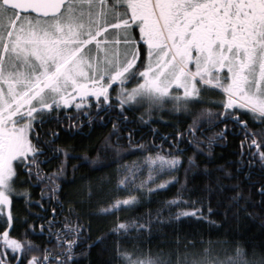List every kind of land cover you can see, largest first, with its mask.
Here are the masks:
<instances>
[{"label":"snow or ice","instance_id":"snow-or-ice-1","mask_svg":"<svg viewBox=\"0 0 264 264\" xmlns=\"http://www.w3.org/2000/svg\"><path fill=\"white\" fill-rule=\"evenodd\" d=\"M133 81L131 89L124 87ZM117 83L121 87L113 97L111 89ZM212 91L222 98L206 99L204 94ZM92 97L100 110L119 108L125 123L130 122L124 115L125 105L134 110L133 106L146 103L151 110L170 101L171 111L185 117L194 105L214 106L201 108L176 137L187 135L198 153L207 148L210 154L213 143L226 140L229 130L242 136L235 173L227 171L223 176L237 182L225 186L217 177L215 185L207 187L209 192H232L223 196L228 201L224 211L227 218L241 199L247 202L251 198V192L245 195L241 179H247L252 187L251 169L259 164L264 172V0H0V264H12L13 260L15 264H78V258L98 245L101 253L110 254L106 264H264V245L258 248L239 242L225 248L223 255L208 247L189 250L193 241L181 252L177 236L175 249L155 255L145 252L140 241L145 232L152 231L151 212L147 220L116 217L107 231L92 239L91 225L81 221L74 201L68 202L69 214L63 221L53 207L39 233L34 222L28 223L27 216L22 218L21 223L27 224L24 237L31 232L47 238L42 255H27L40 253L41 246L11 234L17 220L12 202L23 198L26 210L34 204L43 208L40 201L31 200L29 191L43 185L41 200L47 198L63 211L58 181L66 174V164L61 161L59 168L50 172L42 165L58 159L61 153L68 155L67 146L57 141L63 132L80 128L84 116L91 122L92 114L85 108H91ZM113 99L118 101L116 105ZM139 119L143 120V114ZM205 120L224 127L206 138L201 133L198 139L195 134ZM119 123H113L112 133L105 138L106 147L114 148L117 155L120 137L112 144L111 135L118 133ZM175 143V150L183 151L178 147L179 139ZM97 159L99 155L92 163ZM146 159L149 177L141 187L152 180L157 160L160 170L166 166L176 170L182 162L181 156L171 152ZM188 164H196L193 156L188 157ZM123 167L127 171L117 179V189L129 183V175L135 179V162L132 167ZM245 167L249 171H244ZM241 172L242 178L237 175ZM205 174L210 176L207 171ZM177 179L171 177L155 187ZM95 180V187L103 190L111 177L101 175ZM258 183L256 193L264 205V176ZM92 194L89 182L87 195L90 198ZM181 198L182 191L178 190L165 204L176 205ZM136 200L134 196L117 198L99 208L97 214L119 212ZM240 210L235 207L232 215L238 216ZM197 214L204 215L195 207L190 212L178 209L176 218ZM29 215L44 220L38 213ZM160 216L158 210L155 218ZM113 235L116 240L109 247L107 240Z\"/></svg>","mask_w":264,"mask_h":264},{"label":"trees","instance_id":"trees-1","mask_svg":"<svg viewBox=\"0 0 264 264\" xmlns=\"http://www.w3.org/2000/svg\"><path fill=\"white\" fill-rule=\"evenodd\" d=\"M204 95L206 99L222 98L220 93L215 91L206 92ZM112 103L116 105L118 102L113 99ZM146 105H135L133 106L134 110H130L129 106L125 105L124 115L130 121L125 123L123 117L119 115L121 111L119 108L112 107L100 110L96 107V98L92 97L91 108H85L86 112L92 114L91 122L87 116H84L80 128H74L71 132L66 131L61 134L57 143L67 146L68 155L65 156L61 153L58 159L50 160L42 167L45 171L50 172L58 169L61 161L66 164V174L58 181L62 185L59 194L64 202L63 211H60L58 204L49 202L47 198L41 200L43 185L29 189L31 200L40 201L44 205L43 208L34 204L26 210L23 198L14 199L12 202V213L17 217V220L11 234L20 239L33 240L41 246L40 253H28L27 255H42V249L47 238L31 232L27 237H24L23 233L27 224L21 223L22 218L27 216L28 223L34 222L36 233H39L40 225L47 221L53 207H56L59 212L58 219L63 221L64 216L69 214V201H74L76 211L81 214V221L86 225H91L90 236L92 239H95L101 232L107 231L116 217L131 219L140 216L147 220L149 218L148 213L151 212L154 219L152 231L143 234L140 247L145 252L150 251L153 255L161 250L167 252L169 249H175L177 236L180 238L181 252L185 250L184 245L189 241L194 242V245H189V250H200L208 247L213 253H220L221 255H223L225 248L234 247L236 242L248 246L256 245L258 248L264 245V205L260 203L261 197L256 193V188L259 187L258 182L264 176L259 164L251 169L252 187H249L250 182L247 179H241V186L245 195L251 192V198L247 202L241 199L239 205L233 207L227 218L224 211L228 201L223 200V196L232 195V192L207 191L208 186L215 185L217 177L222 178L221 184L225 186L234 185L237 182L236 179H223V176L224 172L227 171L235 173V162L241 151L242 136L228 132L226 140H217L213 143L210 154L207 148L201 154L196 151L194 144L189 143V136L177 138L176 132L186 129L192 121V116L196 115L201 108L214 106L208 104L194 105L192 113L185 117L183 113L176 114L171 111L170 101L163 106H154L151 110H148V105ZM73 111H75L74 107ZM142 114L143 120L139 119ZM117 120L120 122V130L111 135V143L116 144L117 136L120 137L119 155L114 148L106 147L105 141V138L112 133L113 123ZM77 123L79 124L80 121ZM67 124L68 121L65 120L64 126L67 127ZM199 127L200 131L195 134L198 139L201 138V133L206 138L219 131L218 127L210 125L206 120ZM129 134L132 137L131 143L129 142ZM177 139H179L178 147L183 151L175 150ZM140 145H143V148H139ZM156 152L162 155L171 152L181 156L182 162L173 172V176L178 177L175 182H169L158 189L156 187L127 188L123 186L117 189L116 182L122 176L123 164L139 160L147 154ZM98 155L99 159L93 164L92 160ZM189 156H193L196 161L193 167H189ZM118 166H120L119 172H117ZM218 168H222L224 171H217ZM206 171L210 173V176L205 174ZM244 171H249V169L245 167ZM101 175L110 176L111 180L104 185L103 190H98L95 187V178ZM237 175L243 177L242 172ZM89 182H92L93 185V194L90 198L87 195ZM149 189H153V191L149 192ZM178 190L182 191L181 201L176 205L165 204L166 201L176 196ZM81 196H83V202H81ZM128 196L137 198L133 206L121 208L119 212L114 211L110 215L97 214L99 208L106 207L108 203L117 198L122 199ZM193 201L195 204L192 203ZM193 207L200 209L204 215L197 214L176 218L178 209L190 212ZM235 207H241L238 216L232 215ZM158 210L161 212V216L156 219ZM29 213H38L44 217V220L35 218ZM71 218L75 219V216L73 215ZM4 221V226H6V216ZM56 227H61V224H57ZM2 230L0 227V231ZM45 231H47L46 224ZM115 240L116 236L114 235L108 237L109 247L114 245ZM127 246L131 247V244L129 243ZM48 247H52V245L49 244ZM82 248L83 246L77 248V252L82 251ZM99 249V245L91 248L84 256L78 258V264H106L110 254L101 253ZM12 264H15V260L12 261Z\"/></svg>","mask_w":264,"mask_h":264},{"label":"rangeland","instance_id":"rangeland-1","mask_svg":"<svg viewBox=\"0 0 264 264\" xmlns=\"http://www.w3.org/2000/svg\"><path fill=\"white\" fill-rule=\"evenodd\" d=\"M118 89L119 88H116L115 94H117V90ZM93 98H95V97H93ZM145 105L146 104H144V106ZM150 155L152 157H155L157 155V152L156 153L147 154V155H145L144 157H142L139 160H134V161L127 162V163L123 164V166L124 165H128L129 167H132L133 162H135V165H136V167L132 169V171H133V173L135 175V179L133 180L132 176L129 175V183L127 185L123 186V187H127V188L141 187V183L142 182L148 181V177H149V162H148V160L146 158L148 156H150ZM160 155H162V154H160ZM123 166L121 168L122 176H124L126 174V171H127V169H125ZM154 168L156 169V171L152 175V180L150 182H147L145 184V186H143V187L155 188V186L160 185L162 183V181H170V178L174 177L173 176L174 170L168 169L167 166L163 170H160V162L158 160L156 161V163L154 165Z\"/></svg>","mask_w":264,"mask_h":264},{"label":"flooded vegetation","instance_id":"flooded-vegetation-1","mask_svg":"<svg viewBox=\"0 0 264 264\" xmlns=\"http://www.w3.org/2000/svg\"><path fill=\"white\" fill-rule=\"evenodd\" d=\"M134 84H135V81H133L132 83H127V82H126V83L124 84V87L131 89V88L134 86ZM120 87H121V85L117 83L116 86H115L114 88L111 89L113 97L116 96V94H115L116 88H120ZM116 101H117V100H116ZM117 102H118V101H117ZM215 126L218 127L219 129L222 128V127H224L223 124H216ZM219 126H220V127H219ZM229 132L232 133L231 130H229Z\"/></svg>","mask_w":264,"mask_h":264}]
</instances>
